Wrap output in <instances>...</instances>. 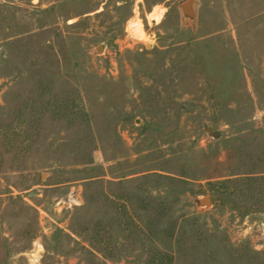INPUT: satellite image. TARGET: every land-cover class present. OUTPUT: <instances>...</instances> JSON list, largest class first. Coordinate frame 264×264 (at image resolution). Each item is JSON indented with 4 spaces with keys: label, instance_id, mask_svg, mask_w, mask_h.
<instances>
[{
    "label": "rangeland",
    "instance_id": "1",
    "mask_svg": "<svg viewBox=\"0 0 264 264\" xmlns=\"http://www.w3.org/2000/svg\"><path fill=\"white\" fill-rule=\"evenodd\" d=\"M0 264H264V0H0Z\"/></svg>",
    "mask_w": 264,
    "mask_h": 264
},
{
    "label": "water",
    "instance_id": "2",
    "mask_svg": "<svg viewBox=\"0 0 264 264\" xmlns=\"http://www.w3.org/2000/svg\"><path fill=\"white\" fill-rule=\"evenodd\" d=\"M198 201L200 203H208L209 202V197L207 195H204L203 197L199 198Z\"/></svg>",
    "mask_w": 264,
    "mask_h": 264
}]
</instances>
